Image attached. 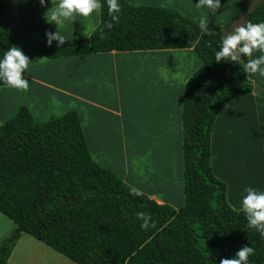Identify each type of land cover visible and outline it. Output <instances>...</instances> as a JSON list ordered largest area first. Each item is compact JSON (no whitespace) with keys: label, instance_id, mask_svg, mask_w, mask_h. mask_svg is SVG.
Wrapping results in <instances>:
<instances>
[{"label":"trees","instance_id":"16d2710c","mask_svg":"<svg viewBox=\"0 0 264 264\" xmlns=\"http://www.w3.org/2000/svg\"><path fill=\"white\" fill-rule=\"evenodd\" d=\"M247 0L237 1L228 25ZM119 22L101 0L99 22L88 36L53 41L47 58L93 52L192 48L201 65L184 85L182 157L185 202L180 208L158 203L90 155L80 119L72 109L44 121L33 118L25 104L0 123V212L14 228L0 241V264L22 234H29L77 264H220L247 245L254 248L248 264H264V237L248 226L242 209L226 200V185L210 167V132L221 106L253 92L243 65L248 57L216 62L226 26H209L183 11L118 0ZM4 4L0 2V10ZM264 21V2L251 14ZM111 22L113 28L106 25ZM13 46L12 34L0 28V59ZM5 85L0 80V86ZM262 94V93H260ZM264 95V94H263ZM147 212L155 228H141L137 212Z\"/></svg>","mask_w":264,"mask_h":264},{"label":"crops","instance_id":"0c3cea01","mask_svg":"<svg viewBox=\"0 0 264 264\" xmlns=\"http://www.w3.org/2000/svg\"><path fill=\"white\" fill-rule=\"evenodd\" d=\"M127 1L176 8L193 17L198 24L200 17L207 15L209 26H224L234 4L240 0H221L222 7L215 13L206 7L197 8L199 0ZM0 2L4 4L0 11L11 8L13 12L19 9L21 0ZM98 22L99 13H93L87 18L76 15L71 20H66L63 34L67 39L87 37ZM85 28L87 36L83 35ZM2 29L11 31L13 46H16L13 30L8 27ZM32 44L35 47L27 44V49L22 50L32 61L22 74L29 80V89L21 91L3 85L14 94L19 93L17 95L22 103L18 102L13 114L21 104L27 106L37 121L76 110L90 155L96 162L112 169L127 184L156 202L180 208L185 202L182 157L183 91L186 80L201 65L198 54L188 47L112 50L52 59L45 57L42 52L43 46L47 44L46 37ZM260 55L264 53L256 51L248 59L258 58ZM247 77L251 81L264 82V76L259 73H247ZM132 83H136L137 90L142 92L143 111L140 114L131 112V118L128 115V125L132 134L136 130L142 131L145 144L143 151L141 149L136 154L131 151L133 156L130 157L118 155L117 159L113 156L118 126L110 120L121 116L119 105L106 103L96 95H105L109 88L114 87L119 97L120 90L130 91ZM66 100L69 101L68 106ZM226 105L230 106L227 110ZM138 107L137 104L133 105V109ZM4 109L9 113L4 119L7 120L13 115L11 105L5 103ZM248 113L255 114L259 120V130L255 135L248 134ZM92 119L97 121V129L93 127ZM103 122L106 125H102ZM263 126L264 95L254 92L238 95L225 102L214 119L210 132V167L212 173L225 183L226 200L234 210L242 209L246 187L264 191ZM143 158L142 170L140 162H143ZM165 162L170 170L168 174ZM50 248L51 253L42 256L37 263L26 260V253L30 251L28 247L18 248L14 264H66V256Z\"/></svg>","mask_w":264,"mask_h":264},{"label":"clouds","instance_id":"9594fccd","mask_svg":"<svg viewBox=\"0 0 264 264\" xmlns=\"http://www.w3.org/2000/svg\"><path fill=\"white\" fill-rule=\"evenodd\" d=\"M39 2L41 6L47 7L49 0H39ZM50 2L53 7L45 13V19L48 23H54L58 30L46 33L49 46L53 41H57L59 46H63L67 42L61 27L65 20H71L76 15L87 18L93 13H99L102 8L101 0H50ZM255 2L256 0H252V3ZM107 5L108 14L111 16L112 21L118 23V14L121 11L118 0H107ZM196 6L197 8L206 7L213 13L222 7L221 0H199ZM113 26L111 22L106 25L108 29H112ZM199 28L209 36L214 34V30L209 27L207 15L200 17ZM83 35L87 36L86 28ZM256 51L264 53V22L252 23L249 20L235 26L226 37L223 35L222 44L215 53V59L217 63L228 60L237 62L241 56L252 57ZM31 62L20 47H10L5 51L3 59H0V80L10 88L27 91L29 80L22 74L25 73ZM243 68L246 73H259L260 76H264V55L248 59ZM228 107L230 106L226 105L225 110ZM244 191L246 195L242 200V211L246 216L248 226L258 231L261 237H264V191H258L252 187H246ZM130 194L134 196L142 195L135 187L130 189ZM136 216L137 219L142 221L141 228L147 230L150 227H156L149 213L140 211L136 213ZM254 251L253 247L245 245L236 252L234 258H224L220 261V264H248L249 257L254 254Z\"/></svg>","mask_w":264,"mask_h":264},{"label":"rangeland","instance_id":"374dc122","mask_svg":"<svg viewBox=\"0 0 264 264\" xmlns=\"http://www.w3.org/2000/svg\"><path fill=\"white\" fill-rule=\"evenodd\" d=\"M52 7L53 5L51 4L50 0L47 4V7L41 6L39 0H21L19 9L17 11L11 12V8L0 11V28L8 27L13 30L16 46L20 47L22 50L27 49V44H29V46L33 48L35 46L34 44H32V42L35 43L42 37L47 38L46 33L48 31L56 32L58 30L56 28L57 26L54 23H48L45 19V13ZM64 22L65 23L62 26V32L66 30V20ZM129 89L130 91H128V89H125L123 91L120 90L119 97L115 92L116 89L114 87L109 88L108 92L105 95H102L100 93H97L96 95L102 98V100L104 99L103 101L106 103L113 105H116L118 103L119 105L122 118L121 116H117L114 119L110 120L112 124L118 126L116 131L117 139L114 141L115 151L113 156L117 159H119L118 155H125L126 157H130L133 156L131 151H133L135 154L139 153L141 149L143 151L145 144V141L142 139V131L136 130L134 131V134H132V130L128 125V118L129 116L131 118V112L140 114L143 111V107L141 106L143 102V95L141 91L137 90L136 83H132V86ZM17 94L19 95L18 92ZM17 94H14L13 91L7 89L4 86L1 87L0 123L4 122L7 114H9L4 109L5 103H9L11 105V114H13V112H15L16 105L18 104V102H21V99ZM68 103L69 101L66 100V106H68ZM135 104L139 105V107L133 109V105ZM103 120L105 121L104 118ZM257 121L259 120L255 114L248 113L247 127L249 135H255V133L259 130V123ZM91 122L93 127L97 129V121L92 119ZM105 123L106 122H103L102 125H106ZM263 128L264 126L262 127V129ZM140 165V168L143 170L144 158L143 162H140ZM13 228L14 223L6 215L0 212V241L4 237L9 235ZM21 247H28V250L30 251H27L26 253V260L32 262L34 261L35 263H37V261L40 260L42 256H45L52 251L51 248L49 246H46V244H44L43 242L37 240L29 234L24 233L19 238L15 248L11 253V257L8 259L7 264H14L18 248L20 249ZM65 259L66 264H76L69 260L67 257Z\"/></svg>","mask_w":264,"mask_h":264},{"label":"water","instance_id":"95a60500","mask_svg":"<svg viewBox=\"0 0 264 264\" xmlns=\"http://www.w3.org/2000/svg\"><path fill=\"white\" fill-rule=\"evenodd\" d=\"M264 0H256L255 3H252V0H247L243 6L241 7L240 11L236 15V17L228 24L226 25L222 31L221 36L223 38V35L226 37L229 32L232 31V29L237 26L238 24L246 23V21H249V18L252 14V12L261 4ZM224 30V31H223ZM78 43H89L88 37H84L81 39ZM252 91L254 93H262L264 94V85L260 83L253 84Z\"/></svg>","mask_w":264,"mask_h":264},{"label":"bare ground","instance_id":"6f19581e","mask_svg":"<svg viewBox=\"0 0 264 264\" xmlns=\"http://www.w3.org/2000/svg\"><path fill=\"white\" fill-rule=\"evenodd\" d=\"M165 166H166V173L168 174L170 172L169 168H168V164L167 162H165ZM140 171V170H139ZM143 172V171H142ZM142 175L146 178V180H149L150 181V178H148L147 176H145V174L142 173Z\"/></svg>","mask_w":264,"mask_h":264}]
</instances>
